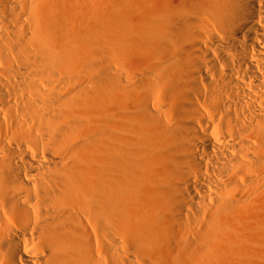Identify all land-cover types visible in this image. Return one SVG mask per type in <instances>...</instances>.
I'll return each mask as SVG.
<instances>
[{
    "label": "bare ground",
    "instance_id": "bare-ground-1",
    "mask_svg": "<svg viewBox=\"0 0 264 264\" xmlns=\"http://www.w3.org/2000/svg\"><path fill=\"white\" fill-rule=\"evenodd\" d=\"M264 263V0H0V264Z\"/></svg>",
    "mask_w": 264,
    "mask_h": 264
},
{
    "label": "rangeland",
    "instance_id": "rangeland-1",
    "mask_svg": "<svg viewBox=\"0 0 264 264\" xmlns=\"http://www.w3.org/2000/svg\"><path fill=\"white\" fill-rule=\"evenodd\" d=\"M256 264H264V263L262 261H260V262L259 261L258 262L256 261Z\"/></svg>",
    "mask_w": 264,
    "mask_h": 264
}]
</instances>
